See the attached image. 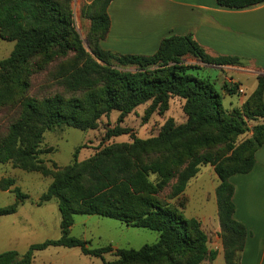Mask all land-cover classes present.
<instances>
[{"label": "trees", "instance_id": "trees-1", "mask_svg": "<svg viewBox=\"0 0 264 264\" xmlns=\"http://www.w3.org/2000/svg\"><path fill=\"white\" fill-rule=\"evenodd\" d=\"M111 1L94 0L90 32L98 39L99 46L91 55L85 52L72 25L66 2L0 0V34L15 42L10 56L0 61V109L18 104V115L0 137V164L11 162L15 169L51 176L52 182L38 204L54 200L60 216L59 238L33 244L22 255L15 251L0 253V264H32L34 254L49 247L78 248L83 255L94 258L105 254L116 257V263L106 264H201L207 257L213 260L215 254L209 253L206 234L198 221L152 199L164 189L172 171L158 162L134 166L132 159L177 145L183 147L185 156L190 158L195 150L225 144L249 132L246 121L250 120L258 122L251 137L230 148V155L224 161L210 158L195 161L177 187V192L181 193L187 181L198 172L199 164L213 166L219 180L215 194L224 240V263L239 264L247 234L233 218V186L229 178L249 173L255 164V153L264 144V76L257 78V87L242 110L227 112L215 84L190 73L198 68L184 65L182 58L190 55L204 65L217 67L239 66L240 59L213 57L190 35L165 37L150 56L105 51L100 42L109 31L107 8ZM216 3L222 8L239 10L262 4L264 0H216ZM71 52L83 59L82 66L73 74L74 83L80 85L89 77H101L103 84L99 88L83 97L55 93L39 100L19 95L20 90L29 89L25 76L34 73L30 67L37 66L36 59L42 58L47 63ZM238 89V84L225 83L228 95L238 94ZM169 97L184 101L182 111L186 120L182 125L145 140L134 139L130 145L103 148L81 163L75 157L71 165L53 172L39 159V155L50 152V149H41L46 131L61 126L93 130L104 115L116 111L123 117L151 102L145 111V119H148ZM175 164H182V158ZM150 174L159 177L157 185L147 181ZM88 181L94 183L86 185ZM13 185L12 179L0 181L2 191ZM10 192L15 195V202L0 207V216L15 214L19 205L28 199L18 187ZM77 215L117 220L127 226L156 232L159 238L156 243L138 250H115L111 245L90 248L89 241L70 236ZM183 257L185 260L181 261L179 258Z\"/></svg>", "mask_w": 264, "mask_h": 264}, {"label": "rangeland", "instance_id": "rangeland-1", "mask_svg": "<svg viewBox=\"0 0 264 264\" xmlns=\"http://www.w3.org/2000/svg\"><path fill=\"white\" fill-rule=\"evenodd\" d=\"M56 1L67 3L72 25L81 44L85 52L92 55L93 49L99 46L98 39L90 32V18L95 14L94 0ZM14 46V41H8L2 38L0 34V61L10 56ZM35 63L37 66L32 65L30 67L34 73L25 76L30 85L29 89L25 88L19 92V95L23 94L24 98L30 96L40 100L55 93H60L65 97H83L103 84L101 77H89L87 82L80 85L74 83L73 74L83 63V59L74 52L64 57H55L47 63L42 58H38ZM214 67L217 66L208 67L200 63L198 69L192 70L190 73L208 79L215 84L216 89L222 94L223 107L227 112H231L233 109L242 110L251 94L242 89L243 93L228 95L225 90V83L228 80L227 74L221 73ZM150 104L151 102H147L140 105L123 117L116 111L104 115L93 130L81 131L61 126L46 131L43 135L41 149L44 151L50 149V152L39 155V159L45 168L53 172L71 165L75 157L76 161L81 163L103 148L117 144L130 145L134 139L145 140L155 137L166 129L182 125L186 120L182 111L184 101L179 98L169 97L158 106L148 119H145V111ZM17 106L0 109V137L6 134L7 126L18 115ZM246 123L249 132L232 138L230 142L225 144L195 150L190 158L185 156L184 148L177 145L174 148L141 154L137 159H132L134 166L158 162L165 164L172 171V177L164 189L152 199L162 205L178 209L185 217L189 214H200L198 218L201 221H197L201 230L206 234L205 231L209 227L206 226L205 220L207 216L214 213L215 192L219 186V180L213 166L199 164L198 172L187 181L181 193L177 192V187L195 161L204 158L224 161L230 155V148L237 147L245 139L251 137L252 129L258 122L247 120ZM180 158H182V164L176 165L175 162ZM2 179H12L15 185L7 191L0 189V207H7L15 202V195L10 192L13 187H18L23 194L28 196V199L19 205L15 214L0 216V253L15 251L22 255L33 244L59 238L60 216L57 203L51 200L38 204L40 196L51 184L52 177L15 169L11 162H8L0 164V181ZM147 181L151 185H157L159 177L156 174H150L147 176ZM93 183L94 181H88L86 185ZM216 216L218 217V211ZM70 236L89 241L88 247L90 248L111 245L115 250H138L144 245L156 243L159 238L158 233L153 231L127 226L109 218L86 215L74 217ZM219 236L224 251L221 227ZM179 259L184 261L185 257ZM116 260V257L111 254L94 258L83 255L78 248L49 247L44 251L36 252L32 264H106L116 263Z\"/></svg>", "mask_w": 264, "mask_h": 264}, {"label": "crops", "instance_id": "crops-1", "mask_svg": "<svg viewBox=\"0 0 264 264\" xmlns=\"http://www.w3.org/2000/svg\"><path fill=\"white\" fill-rule=\"evenodd\" d=\"M107 13L110 27L100 42L105 51L150 56L165 37L190 35L213 57L240 59L239 66L214 67L227 74L226 84H238L251 94L257 78L264 76V3L232 10L218 6L216 0H112ZM182 63L198 67L201 62L187 55ZM229 183L233 186V218L247 234L239 264H264V144L255 153L252 170L230 177ZM214 204V213L205 220L209 227L205 232L208 251L215 257L202 264H225ZM198 216L186 215L201 221Z\"/></svg>", "mask_w": 264, "mask_h": 264}, {"label": "built area", "instance_id": "built-area-1", "mask_svg": "<svg viewBox=\"0 0 264 264\" xmlns=\"http://www.w3.org/2000/svg\"><path fill=\"white\" fill-rule=\"evenodd\" d=\"M238 93H243V90L241 88H239Z\"/></svg>", "mask_w": 264, "mask_h": 264}]
</instances>
